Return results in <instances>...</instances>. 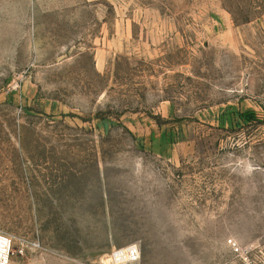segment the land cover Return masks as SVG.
Here are the masks:
<instances>
[{"label": "rangeland", "instance_id": "374dc122", "mask_svg": "<svg viewBox=\"0 0 264 264\" xmlns=\"http://www.w3.org/2000/svg\"><path fill=\"white\" fill-rule=\"evenodd\" d=\"M11 264H264V0H0Z\"/></svg>", "mask_w": 264, "mask_h": 264}, {"label": "built area", "instance_id": "2783aa9c", "mask_svg": "<svg viewBox=\"0 0 264 264\" xmlns=\"http://www.w3.org/2000/svg\"><path fill=\"white\" fill-rule=\"evenodd\" d=\"M37 242L28 243L23 239L0 232V264H11L19 257H26L30 251L39 248ZM141 259L140 249L137 245H131L115 251L110 259L111 264H135Z\"/></svg>", "mask_w": 264, "mask_h": 264}, {"label": "bare ground", "instance_id": "6f19581e", "mask_svg": "<svg viewBox=\"0 0 264 264\" xmlns=\"http://www.w3.org/2000/svg\"><path fill=\"white\" fill-rule=\"evenodd\" d=\"M111 258V257H110ZM105 264H111L110 260H106Z\"/></svg>", "mask_w": 264, "mask_h": 264}]
</instances>
